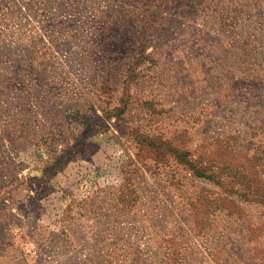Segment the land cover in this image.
Here are the masks:
<instances>
[{
	"label": "rangeland",
	"instance_id": "1",
	"mask_svg": "<svg viewBox=\"0 0 264 264\" xmlns=\"http://www.w3.org/2000/svg\"><path fill=\"white\" fill-rule=\"evenodd\" d=\"M0 264H264V0H0Z\"/></svg>",
	"mask_w": 264,
	"mask_h": 264
}]
</instances>
